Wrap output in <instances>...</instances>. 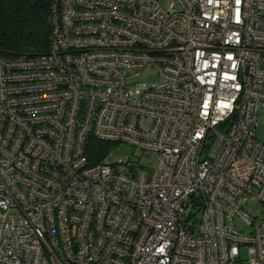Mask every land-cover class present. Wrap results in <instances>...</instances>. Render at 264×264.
<instances>
[{
    "label": "built area",
    "instance_id": "built-area-1",
    "mask_svg": "<svg viewBox=\"0 0 264 264\" xmlns=\"http://www.w3.org/2000/svg\"><path fill=\"white\" fill-rule=\"evenodd\" d=\"M50 7L46 53L0 54V264H264V0Z\"/></svg>",
    "mask_w": 264,
    "mask_h": 264
},
{
    "label": "trees",
    "instance_id": "trees-1",
    "mask_svg": "<svg viewBox=\"0 0 264 264\" xmlns=\"http://www.w3.org/2000/svg\"><path fill=\"white\" fill-rule=\"evenodd\" d=\"M54 0H0V54L11 58L20 55H40L49 46L50 6ZM89 164L108 155L113 144L87 139Z\"/></svg>",
    "mask_w": 264,
    "mask_h": 264
},
{
    "label": "rangeland",
    "instance_id": "rangeland-1",
    "mask_svg": "<svg viewBox=\"0 0 264 264\" xmlns=\"http://www.w3.org/2000/svg\"><path fill=\"white\" fill-rule=\"evenodd\" d=\"M156 72L154 69H147L142 75L138 76L140 81H153L156 78ZM259 120L255 129V137L260 143H264V110L260 111ZM135 148L127 143H119L113 147L109 159L111 161H117L120 158L133 157ZM245 210L257 219L264 220V203L257 199H251L245 204Z\"/></svg>",
    "mask_w": 264,
    "mask_h": 264
}]
</instances>
